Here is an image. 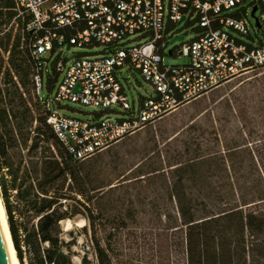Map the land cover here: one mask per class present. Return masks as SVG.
Wrapping results in <instances>:
<instances>
[{"label": "built area", "instance_id": "obj_1", "mask_svg": "<svg viewBox=\"0 0 264 264\" xmlns=\"http://www.w3.org/2000/svg\"><path fill=\"white\" fill-rule=\"evenodd\" d=\"M14 4L16 17L0 37L12 29L16 33L19 25L31 36L34 94L40 101L45 86L39 72L48 69L45 59L57 57L55 84L45 102L46 124L75 162L88 161L239 78L264 73V42L255 45L253 38L264 30V0H14ZM254 8L261 31L251 16ZM182 28H189L193 40L185 43L188 31ZM177 37L183 41L172 45ZM177 44L169 56L187 58L189 63L166 67L165 51ZM72 49L102 51L69 56ZM0 53L8 67L9 53ZM67 58L71 60L65 64ZM135 74L155 94L141 98L138 110L134 102L130 105L122 85L124 80L130 90V76ZM64 102L98 112L91 120L72 118L62 113ZM113 113L122 117L114 118Z\"/></svg>", "mask_w": 264, "mask_h": 264}, {"label": "rangeland", "instance_id": "obj_2", "mask_svg": "<svg viewBox=\"0 0 264 264\" xmlns=\"http://www.w3.org/2000/svg\"><path fill=\"white\" fill-rule=\"evenodd\" d=\"M182 29L188 31L185 43L193 40L189 28ZM9 33L13 40L19 30ZM253 38L255 45L264 42V30ZM179 46L167 47L166 67L189 63L187 58L169 56ZM101 51L72 49L68 55H98ZM129 82L130 90L124 80L122 85L136 110L141 98L155 97L139 74L131 75ZM47 83L45 77L44 99L50 94ZM61 106L66 109L64 115L83 121L98 112L67 102ZM111 116L122 117L117 113ZM193 163L205 166L194 175L188 171L184 176L178 174L181 167ZM82 164L99 189L94 202L99 216L98 238L104 243L113 236L114 264H185L181 244L190 232L178 222L176 197L191 196L197 200L196 207L211 210L219 206L217 197L249 191L256 182L264 181V73L239 78ZM260 207L254 217L261 214V219L253 218L246 234L264 240V205ZM80 211L84 212L82 208ZM86 226L84 217H78L71 226L63 224L65 232H76L75 251L81 256L88 254L95 264L92 231L81 232Z\"/></svg>", "mask_w": 264, "mask_h": 264}, {"label": "trees", "instance_id": "obj_3", "mask_svg": "<svg viewBox=\"0 0 264 264\" xmlns=\"http://www.w3.org/2000/svg\"><path fill=\"white\" fill-rule=\"evenodd\" d=\"M14 0H0V34L16 17ZM9 49L12 33L0 37V51L9 53L8 67L0 53V196L19 264H93L88 254L75 251V231L63 224L84 217L92 231L95 264H114L113 236L102 243L95 212L96 189L82 163L72 161L46 124L45 102L34 94L35 64L32 38L23 26ZM39 72L55 84L53 65ZM52 62V63H51ZM241 165V163H240ZM204 163L181 167L178 174L194 175ZM264 169V166L261 168ZM264 181L249 191L217 197L214 209L196 207L193 197L178 196V222L190 232L181 244L185 264H264L263 238L246 234L257 210L264 205ZM93 194V195H91ZM205 202L204 198L201 200ZM83 209L82 212L80 209ZM167 219V217H166ZM256 220L261 219L258 214Z\"/></svg>", "mask_w": 264, "mask_h": 264}, {"label": "bare ground", "instance_id": "obj_4", "mask_svg": "<svg viewBox=\"0 0 264 264\" xmlns=\"http://www.w3.org/2000/svg\"><path fill=\"white\" fill-rule=\"evenodd\" d=\"M68 226H71V223H67ZM0 225L4 234L8 255L10 259V264H19L18 259L16 257V252L13 247L12 239L9 232L8 222H7V216L4 209V205L0 196Z\"/></svg>", "mask_w": 264, "mask_h": 264}, {"label": "water", "instance_id": "obj_5", "mask_svg": "<svg viewBox=\"0 0 264 264\" xmlns=\"http://www.w3.org/2000/svg\"><path fill=\"white\" fill-rule=\"evenodd\" d=\"M257 8H254L252 11V18H254L255 22H256V28L258 31L262 30V26L260 25L259 20L256 18V14H257ZM184 22V18L182 19L181 23ZM183 38L182 37H177L174 38L172 41V45L176 42H182ZM170 55V53H169ZM71 60V58H67L64 60V63H68ZM0 264H10V259H9V255H8V250H7V246H6V242H5V238H4V234L0 225Z\"/></svg>", "mask_w": 264, "mask_h": 264}]
</instances>
